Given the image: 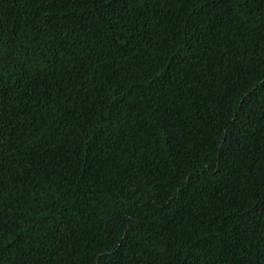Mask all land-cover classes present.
<instances>
[{
  "label": "trees",
  "instance_id": "16d2710c",
  "mask_svg": "<svg viewBox=\"0 0 264 264\" xmlns=\"http://www.w3.org/2000/svg\"><path fill=\"white\" fill-rule=\"evenodd\" d=\"M0 264H264V0H0Z\"/></svg>",
  "mask_w": 264,
  "mask_h": 264
}]
</instances>
